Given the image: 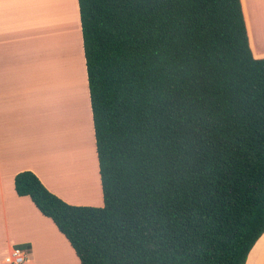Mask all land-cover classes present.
<instances>
[{
	"label": "trees",
	"instance_id": "obj_1",
	"mask_svg": "<svg viewBox=\"0 0 264 264\" xmlns=\"http://www.w3.org/2000/svg\"><path fill=\"white\" fill-rule=\"evenodd\" d=\"M103 207L15 176L81 264H246L264 235V59L241 0H78Z\"/></svg>",
	"mask_w": 264,
	"mask_h": 264
},
{
	"label": "crops",
	"instance_id": "obj_2",
	"mask_svg": "<svg viewBox=\"0 0 264 264\" xmlns=\"http://www.w3.org/2000/svg\"><path fill=\"white\" fill-rule=\"evenodd\" d=\"M31 1L0 0V93L13 90L12 102L21 100L30 110L31 93L40 95L43 76L54 106L51 102L46 115L40 110L41 151L35 139L23 134L26 126L19 127L14 121L0 124V264H9L7 259L14 249L25 252V264H41L44 255L57 257L56 247L60 245L65 249L60 254L65 264H81L54 223L40 213L29 197H20L15 191V176L31 171L70 205H104L78 0H53L52 4H47L49 0ZM241 3L253 56L264 59V0ZM32 10L37 13L38 27L32 23ZM35 32L39 37L36 41ZM75 48L81 55L88 112L84 114L86 119L80 120L78 105L65 100L68 116L58 126L54 121L55 107L57 99H63L74 85L69 68ZM3 108L0 117L4 115ZM68 122L72 135L66 129ZM64 123L66 128H62ZM88 139L90 143L86 145ZM246 264H264V235Z\"/></svg>",
	"mask_w": 264,
	"mask_h": 264
},
{
	"label": "rangeland",
	"instance_id": "obj_3",
	"mask_svg": "<svg viewBox=\"0 0 264 264\" xmlns=\"http://www.w3.org/2000/svg\"><path fill=\"white\" fill-rule=\"evenodd\" d=\"M52 3H53V0H49L47 2V4H52ZM32 6H33V2H32ZM61 8L63 9L62 6H61ZM56 10H57V8H56ZM32 12H33L32 23H34V25L36 27H38V25L36 23V22H38L37 13H35L34 10H32ZM34 36H35L34 40L36 41V39L38 37V33L35 32ZM38 40H39V37H38ZM72 66H73V64L71 61V67L69 69H70V72L72 73L71 74L72 77H70V78L73 81L74 85H72L71 90L69 92L65 93L64 98L61 99L60 101H65V100L69 101V99H71V103L78 105L80 112H81L80 120L81 119L83 120V119H86V117H84V114L86 112H88L86 90H85V86H84L85 94H83V93L79 94L78 93V92H80V90H78L77 85L80 82V80L82 79V75H79L77 73L76 69L73 70ZM70 72H69V74H70ZM53 79H54V77H53ZM41 80L43 81L44 84L41 83L40 88H42V91H41L40 95H38V97H36L37 95H34L33 92L31 93L32 108L30 110H28L25 106H23V101H21V100L17 101V102H12L13 95H14L12 93L13 90L6 89L0 93V109L4 107L2 109V111L4 112V115H2L0 117V124L5 125L10 121H14V122H18L19 127L26 126L23 134L26 136H30L31 138L35 139V141L39 145L40 151L42 150L41 145L43 143V139L39 135L40 114H41L40 110L44 111L43 114L46 115L47 114L46 108H48V106L50 107V104L52 102V100L48 98V81L47 80L45 81V77H43V76H41ZM22 95L23 94H21V97H22ZM18 98H19V96H18ZM57 100H58L57 101V104H58L60 102L59 98ZM26 103H28V101H26ZM53 106H54V102H52V104H51V107H53ZM65 110L67 111V109H65ZM22 111L24 112L23 115H22ZM12 112L14 115L12 114ZM28 117H29V119H28ZM62 128H66L65 123L62 125ZM66 129L72 135L73 131L69 127V122L67 124ZM64 131H66V130H64ZM89 139H88V142L86 143V145H88L90 143ZM88 150H89V148H88ZM51 241H53V239H51ZM54 242H56V240H54ZM56 248L59 249L57 257H55L54 255H52V256L51 255H44V257H42V259H41V264H65V261L63 260L64 256H60V254H64V252H65L64 247L62 245H60V246H57ZM71 264H73V263H71Z\"/></svg>",
	"mask_w": 264,
	"mask_h": 264
},
{
	"label": "bare ground",
	"instance_id": "obj_4",
	"mask_svg": "<svg viewBox=\"0 0 264 264\" xmlns=\"http://www.w3.org/2000/svg\"><path fill=\"white\" fill-rule=\"evenodd\" d=\"M74 3V2H73ZM72 64H73V70L76 69L77 73L79 75H82V79L80 80V82L78 83V90H80V92H78L79 94L83 93L85 94V91H84V86H85V83H84V79H83V68L81 66V55H80V52H79V49L78 48H75V51L73 53V60H72ZM64 102L65 101H61V103L59 105H56L55 107V123L58 125L61 121L64 120V117H67L68 115V111H66L65 109V106H64ZM83 103V102H82ZM86 104V103H85ZM59 126V125H58ZM52 148V147H51ZM83 178V177H82ZM93 178V177H92ZM81 181V180H80ZM89 184V183H88ZM93 184V183H92ZM91 184V186H92ZM96 185V184H95ZM91 188V187H90Z\"/></svg>",
	"mask_w": 264,
	"mask_h": 264
},
{
	"label": "built area",
	"instance_id": "obj_5",
	"mask_svg": "<svg viewBox=\"0 0 264 264\" xmlns=\"http://www.w3.org/2000/svg\"><path fill=\"white\" fill-rule=\"evenodd\" d=\"M26 254L23 250L14 249L11 256L8 257L7 262L9 264H25Z\"/></svg>",
	"mask_w": 264,
	"mask_h": 264
}]
</instances>
